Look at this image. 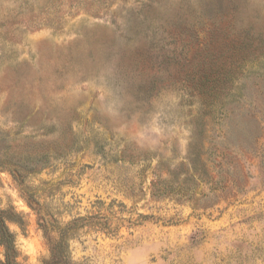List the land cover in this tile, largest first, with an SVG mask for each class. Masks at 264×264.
Returning <instances> with one entry per match:
<instances>
[{
  "label": "rangeland",
  "instance_id": "1",
  "mask_svg": "<svg viewBox=\"0 0 264 264\" xmlns=\"http://www.w3.org/2000/svg\"><path fill=\"white\" fill-rule=\"evenodd\" d=\"M0 211L16 264H264V0H0Z\"/></svg>",
  "mask_w": 264,
  "mask_h": 264
},
{
  "label": "trees",
  "instance_id": "2",
  "mask_svg": "<svg viewBox=\"0 0 264 264\" xmlns=\"http://www.w3.org/2000/svg\"><path fill=\"white\" fill-rule=\"evenodd\" d=\"M6 220H8V218L0 211V246L4 248L5 252V260L4 263L1 264H16V251L14 248L13 236L5 225ZM69 230V227L60 230L58 239L51 250V259L44 264H70L71 260L66 244V233Z\"/></svg>",
  "mask_w": 264,
  "mask_h": 264
}]
</instances>
